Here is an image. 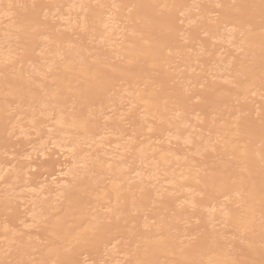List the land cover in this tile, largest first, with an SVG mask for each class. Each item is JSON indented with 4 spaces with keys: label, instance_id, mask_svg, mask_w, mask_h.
Wrapping results in <instances>:
<instances>
[{
    "label": "bare ground",
    "instance_id": "1",
    "mask_svg": "<svg viewBox=\"0 0 264 264\" xmlns=\"http://www.w3.org/2000/svg\"><path fill=\"white\" fill-rule=\"evenodd\" d=\"M0 264H264V0H0Z\"/></svg>",
    "mask_w": 264,
    "mask_h": 264
}]
</instances>
